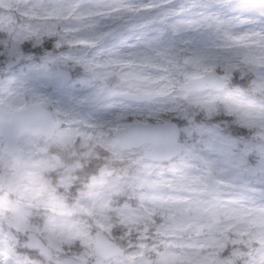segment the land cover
I'll return each mask as SVG.
<instances>
[{
	"label": "snow or ice",
	"instance_id": "1",
	"mask_svg": "<svg viewBox=\"0 0 264 264\" xmlns=\"http://www.w3.org/2000/svg\"><path fill=\"white\" fill-rule=\"evenodd\" d=\"M174 2L127 6L129 13L152 14L145 28L160 26L103 58L63 49L99 47L132 30L112 12L30 3L19 13L23 22L0 23V109L22 108L50 129L104 140L139 169L122 191H114L118 185L77 191L73 184L71 203L50 196L55 211L45 210L42 222L3 202L0 264H264V0H198L202 10L191 15L173 9ZM65 21L104 30L82 37ZM136 64L157 70L160 90L176 93L175 107L137 102L110 118L79 114L84 104L115 94L107 84L113 75L131 87L135 73L112 69ZM81 71L93 78L81 81L88 90L65 91ZM222 115L232 127L211 122ZM37 154L38 145L0 129L5 168ZM0 182L11 178L5 174ZM111 211L121 228H105Z\"/></svg>",
	"mask_w": 264,
	"mask_h": 264
},
{
	"label": "rangeland",
	"instance_id": "2",
	"mask_svg": "<svg viewBox=\"0 0 264 264\" xmlns=\"http://www.w3.org/2000/svg\"><path fill=\"white\" fill-rule=\"evenodd\" d=\"M190 7L194 10L192 6L198 4V0H188ZM77 3L82 5L81 11L84 14L88 12L96 11H106L112 12V14L122 16L132 30L128 36H116L113 39L107 41L105 44L99 47H85V46H74L65 47L63 51L69 56H86V57H106L114 52L127 51V44L137 43L136 38L141 31L150 30L152 27H159V24H151L148 28L144 25L148 23L151 18V13L139 12V13H129L126 11L127 6H133L135 8H140L144 4H151L154 2H159V0H0V23L6 22L8 19L16 18L23 22V17L19 16V13L24 10L25 5L30 3ZM7 7H9L7 9ZM173 9L181 10L185 15L190 7L186 6L181 0H175L171 5ZM119 10V11H117ZM31 18V13H29ZM71 23L72 26L79 28V31L75 33L76 35L82 37H91L97 31H103V28H89L84 25H79L75 21H65L64 23ZM111 21H108L110 23ZM120 37V38H119ZM119 38L118 42L117 39ZM251 63L258 66V60L252 58ZM154 68H148L142 64H136L131 68H120L117 66L112 69L115 72H133L137 76V79L131 81V87L126 85L118 76L113 75L108 81V87L114 91V95L109 96L107 99L99 101V105L93 106L92 103H86L78 109L81 116L88 118H110L116 112L119 111L121 105L135 104V102H128L116 98L119 94H133V89L137 87H143L146 89L143 93H148L153 96V101L145 104H151L155 106L168 105L169 107H175V102L173 97L176 95L172 92L161 91L162 85L158 81V72L156 69L152 72ZM82 76L73 80L70 86L65 88V91L70 92L73 95H80L82 92L88 90V84L82 83L81 81H92V76L90 74H85L81 71ZM151 81V82H149ZM47 91H52L51 88ZM140 92V91H139ZM176 94V93H175ZM155 97V98H154ZM23 101H21L22 103ZM183 103V101H179ZM4 111V110H3ZM6 112V111H5ZM9 113V112H6ZM228 117L221 116L214 118L211 122H220L222 127L230 128L231 124ZM207 119V117H205ZM27 142L38 145L43 148V143L38 139H24ZM48 148L51 150L52 154L60 159V164L55 165L52 159L49 157H44L37 154L34 158H27L22 163V170L17 176H11V182L6 183L4 187V192L9 193L10 199H12L11 206L14 210L19 213L22 217H43L45 215V210L51 213L55 211L52 205L49 203V197L55 196L62 199L69 200L68 189L73 185L77 184L82 186L79 190H87L92 185H103L111 186L118 185L119 187L114 189V191H122L124 187L131 186L135 177L139 173L138 161L134 160L129 155H124L116 152L106 141L85 137L79 132L68 133L61 129L55 133L52 141L48 143ZM100 150V153L107 156H112L116 161H112L114 164L119 165L122 169L117 172L113 170H100L97 172L96 176L90 179V183L85 186L83 184L81 171L82 167L87 168L88 159L93 158L95 160L96 151ZM80 159H85L84 165L79 162ZM70 161H73L72 165H68ZM92 167L99 168V164L96 162L92 164ZM0 170H7L10 173L14 171L13 165L8 162L7 168L4 164L0 162ZM106 172H111L110 176H106ZM12 175V174H11ZM50 175L57 187L60 188L59 192L57 189L50 184H46V176ZM74 181V183H73ZM12 196V197H11ZM71 203V200H69ZM3 201L0 200V211H2ZM114 205V204H113ZM117 216L118 213L116 212ZM119 217V216H118ZM37 220V219H36ZM40 221V220H38ZM108 224L105 226L107 227ZM75 239H82L81 237H76ZM165 243L172 244L175 243V239L172 237L162 238ZM136 242H139L138 240ZM159 242V241H156ZM189 240L186 238L183 243H188ZM149 243H152L150 240Z\"/></svg>",
	"mask_w": 264,
	"mask_h": 264
},
{
	"label": "water",
	"instance_id": "3",
	"mask_svg": "<svg viewBox=\"0 0 264 264\" xmlns=\"http://www.w3.org/2000/svg\"><path fill=\"white\" fill-rule=\"evenodd\" d=\"M32 114V113H31ZM37 119V125H28L30 120ZM4 125H1L0 129L4 128H11L15 130L19 135L24 133L25 131H32L33 133H44L47 138L51 137V134L53 133V129H50L46 126L43 117H41L39 114L33 115H24V114H17L14 116L11 124L10 123H3ZM19 163V162H18ZM17 163V164H18ZM3 176V175H1Z\"/></svg>",
	"mask_w": 264,
	"mask_h": 264
},
{
	"label": "bare ground",
	"instance_id": "4",
	"mask_svg": "<svg viewBox=\"0 0 264 264\" xmlns=\"http://www.w3.org/2000/svg\"><path fill=\"white\" fill-rule=\"evenodd\" d=\"M37 119H33V120H30L29 122H26V123H28V125H37L36 123H37Z\"/></svg>",
	"mask_w": 264,
	"mask_h": 264
}]
</instances>
